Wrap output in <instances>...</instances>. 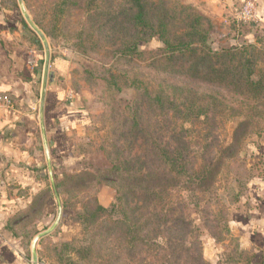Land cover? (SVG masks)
<instances>
[{
  "label": "trees",
  "instance_id": "16d2710c",
  "mask_svg": "<svg viewBox=\"0 0 264 264\" xmlns=\"http://www.w3.org/2000/svg\"><path fill=\"white\" fill-rule=\"evenodd\" d=\"M81 8L86 35L95 47L123 60L128 67L125 73L141 67L139 61L145 60L147 45L157 46L159 51L149 55L151 63L143 66L144 74L153 71L159 76L193 80L206 74L210 84L240 95H256V101L264 99V71L259 66L264 61L262 53L249 44L214 49L208 43L211 21L188 5L176 0H57L53 21L65 25L72 13ZM99 33L104 34V40ZM38 42L42 46L39 38ZM255 73L260 74L257 80L252 78ZM112 79L114 82L116 77ZM131 83L137 89L133 104L124 110L110 108L109 118L115 122L111 132L116 135L115 141L124 144L111 145L109 165L95 172L68 171L61 179L56 178L55 195L64 184H73L68 180L77 179L87 182V189L105 184L116 191V201L109 206L103 205L98 196L84 203V213L77 215V221L83 226L88 244L73 246L65 242V248L74 252L77 259L67 255L62 259L70 264H95L99 263L97 259L102 264H119L124 259L148 264L147 254L154 248L158 260L166 257L164 261L171 264H179L183 258L193 264H210L200 248L192 254L187 245L190 229L195 227L188 218L187 193L199 201V195L210 190L225 157L201 156L192 161L187 154V134L192 130L184 123H201L202 115L211 122L219 114L221 101H204L187 86H175L174 89L181 88L183 96L177 106L170 100V85H162L154 93L152 86L136 75ZM116 240L123 244L125 258L121 253L103 252L106 244ZM251 255L249 263H264V252Z\"/></svg>",
  "mask_w": 264,
  "mask_h": 264
},
{
  "label": "rangeland",
  "instance_id": "374dc122",
  "mask_svg": "<svg viewBox=\"0 0 264 264\" xmlns=\"http://www.w3.org/2000/svg\"><path fill=\"white\" fill-rule=\"evenodd\" d=\"M176 1L192 7L211 21L208 43L214 49L230 46L241 48L243 44H249L258 49L264 58L261 0H256V19L248 22L238 19V13L247 0H243L232 12L210 0ZM23 3L30 19L42 27L36 24L47 38L50 54L65 61L63 70L68 71L66 87L83 112L80 114L79 127L70 133L74 154H61V160L55 161V178L61 179L68 171L88 169L95 172L109 165L108 154L113 151L111 145L124 144L115 141L116 135L111 132L115 122L109 118L110 108L124 110L127 105L133 104L137 89L131 80L135 75L152 86L154 93L160 86L170 85L169 97L177 106L183 102V96L181 88L174 89L175 86H187L204 101L217 98L221 101L219 114L213 116L212 112L208 113L210 118L213 116L211 122L202 115L201 123H184L187 129L192 130L187 134V154L192 161H197L201 156L209 159L225 157L210 190L200 194L199 201L187 193L188 218L195 226L190 229L192 232L189 233L187 245L192 254L200 248L210 264H252L248 261L252 252H264V237L257 241L256 238L249 239L254 225H247L254 211L259 214L264 204V185L260 183L264 181V99L256 101V95H240L235 90L210 84L206 74L195 80L167 74L159 76L153 71H145L144 74L143 66L151 63L150 58L159 51L155 49L157 46L147 45L145 60H140L141 67L134 69L137 74L130 71L125 73L128 67H125L123 60L103 48L95 47L86 35L82 8L75 10L64 25L53 21L57 0H23ZM99 36L103 38L104 34L99 33ZM29 39L32 41V35ZM43 44L42 41L45 59L46 48ZM134 59L135 62L139 60L137 57ZM259 66L264 71V61ZM112 76L116 77L114 82ZM252 78L257 80L260 74H253ZM177 123L181 124V121ZM170 125L175 126L173 122ZM157 134L158 131L154 138ZM209 144L211 146H207ZM67 182L73 184H64L60 188L61 194L58 191L56 196L53 192L48 193L54 198L49 200L45 212L39 208V214L25 216L17 225L19 247L13 256L5 254L2 264H70L62 259L66 255L77 259V255L68 252L64 246L65 242H71L73 246L88 244L77 215L84 213V203L94 196H98L103 205L109 206L116 201V191L105 184L91 185L87 189L84 187L87 182L81 183L78 179ZM260 225L257 223L255 230ZM53 226L49 233L37 238L41 232ZM239 244L242 247L240 249ZM122 247L119 240L111 241L105 245L103 252L107 255L121 253L125 258ZM156 254L154 248L147 254L150 256L148 264H171L164 261L166 257L158 260ZM96 261L99 263L95 264H102L101 259ZM119 264L133 263L124 259ZM179 264H193V261L183 258Z\"/></svg>",
  "mask_w": 264,
  "mask_h": 264
},
{
  "label": "crops",
  "instance_id": "0c3cea01",
  "mask_svg": "<svg viewBox=\"0 0 264 264\" xmlns=\"http://www.w3.org/2000/svg\"><path fill=\"white\" fill-rule=\"evenodd\" d=\"M210 1L232 12L243 0ZM38 38L42 41L19 0H0V92L15 102L14 108L0 110V264L5 254H16L17 225L25 216L39 214V208L45 212L53 197L48 189L55 195V161L61 154H74L70 133L83 113L66 87L62 58L51 54L46 76ZM263 223L264 204L248 220V226L254 225L249 239L264 237Z\"/></svg>",
  "mask_w": 264,
  "mask_h": 264
},
{
  "label": "built area",
  "instance_id": "2783aa9c",
  "mask_svg": "<svg viewBox=\"0 0 264 264\" xmlns=\"http://www.w3.org/2000/svg\"><path fill=\"white\" fill-rule=\"evenodd\" d=\"M239 21L248 22L256 19V0H247L243 4V8L238 13ZM15 102L13 98L6 93L0 92V110H9L14 108Z\"/></svg>",
  "mask_w": 264,
  "mask_h": 264
},
{
  "label": "water",
  "instance_id": "95a60500",
  "mask_svg": "<svg viewBox=\"0 0 264 264\" xmlns=\"http://www.w3.org/2000/svg\"><path fill=\"white\" fill-rule=\"evenodd\" d=\"M20 2V5H21V8L26 16V18L28 19L30 25L33 27V29L39 34V36L41 37L44 45H45V48H46V60H45V66H46V76H47V72H48V68H49V65H50V58H51V54H50V48H49V45H48V41H47V38L45 37V35L42 33V31L36 26V24L30 19L25 7H24V3H23V0H19ZM55 226H53L52 228L44 231V232H41L37 238L49 233ZM35 249V248H34ZM35 252V250H34ZM34 259L36 260V254L34 253Z\"/></svg>",
  "mask_w": 264,
  "mask_h": 264
}]
</instances>
